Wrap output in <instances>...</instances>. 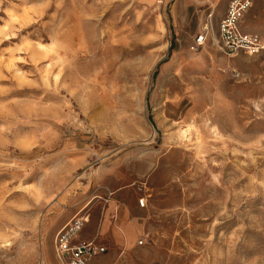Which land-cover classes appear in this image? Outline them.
<instances>
[{
	"label": "rangeland",
	"instance_id": "obj_1",
	"mask_svg": "<svg viewBox=\"0 0 264 264\" xmlns=\"http://www.w3.org/2000/svg\"><path fill=\"white\" fill-rule=\"evenodd\" d=\"M229 1L0 0V264H61L79 213L92 264H264V54L218 49Z\"/></svg>",
	"mask_w": 264,
	"mask_h": 264
},
{
	"label": "built area",
	"instance_id": "obj_2",
	"mask_svg": "<svg viewBox=\"0 0 264 264\" xmlns=\"http://www.w3.org/2000/svg\"><path fill=\"white\" fill-rule=\"evenodd\" d=\"M252 8L251 0H230L226 11L214 34L218 49L225 55L235 57L244 52L247 55L264 54V37L252 33L245 26V17ZM214 13L209 14L212 19ZM206 26L203 32L195 39V48L203 47L212 35ZM139 206L145 207V200H139ZM88 224V217L77 214L72 217L56 234L55 249L61 264H92V262L105 255L107 249L100 246L95 240H80ZM138 245H144V240H139Z\"/></svg>",
	"mask_w": 264,
	"mask_h": 264
},
{
	"label": "crops",
	"instance_id": "obj_3",
	"mask_svg": "<svg viewBox=\"0 0 264 264\" xmlns=\"http://www.w3.org/2000/svg\"><path fill=\"white\" fill-rule=\"evenodd\" d=\"M225 11H223V15ZM111 220L112 219H105L101 223L98 229V231L100 230L99 237L100 236L106 237L107 239L111 241V245H113L114 247H121L125 244L126 245L130 244L133 241L134 235L138 231L137 224L127 219L126 215L121 219L119 223L116 224L115 227H113V222ZM81 235L79 238L80 240H83V241L95 240L100 246L105 247L108 250V248L97 238L96 239H82Z\"/></svg>",
	"mask_w": 264,
	"mask_h": 264
},
{
	"label": "bare ground",
	"instance_id": "obj_4",
	"mask_svg": "<svg viewBox=\"0 0 264 264\" xmlns=\"http://www.w3.org/2000/svg\"><path fill=\"white\" fill-rule=\"evenodd\" d=\"M84 210H86V208H84ZM84 210H83V211H84Z\"/></svg>",
	"mask_w": 264,
	"mask_h": 264
},
{
	"label": "trees",
	"instance_id": "obj_5",
	"mask_svg": "<svg viewBox=\"0 0 264 264\" xmlns=\"http://www.w3.org/2000/svg\"><path fill=\"white\" fill-rule=\"evenodd\" d=\"M170 50H172V47H171V49Z\"/></svg>",
	"mask_w": 264,
	"mask_h": 264
}]
</instances>
